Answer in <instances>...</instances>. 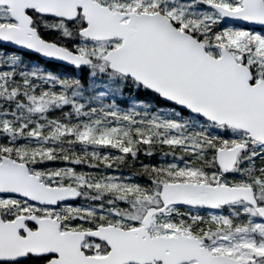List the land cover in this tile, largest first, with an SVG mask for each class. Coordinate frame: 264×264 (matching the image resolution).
<instances>
[{"label": "snow or ice", "instance_id": "6c2138e0", "mask_svg": "<svg viewBox=\"0 0 264 264\" xmlns=\"http://www.w3.org/2000/svg\"><path fill=\"white\" fill-rule=\"evenodd\" d=\"M0 264H264V0H0Z\"/></svg>", "mask_w": 264, "mask_h": 264}]
</instances>
